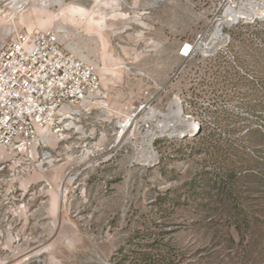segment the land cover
<instances>
[{
	"label": "rangeland",
	"instance_id": "1",
	"mask_svg": "<svg viewBox=\"0 0 264 264\" xmlns=\"http://www.w3.org/2000/svg\"><path fill=\"white\" fill-rule=\"evenodd\" d=\"M164 1L0 0V44L16 33L56 29L67 48L96 64L111 99L133 102L146 88L156 92L145 76L166 73L127 58L156 50L154 6ZM177 1L199 30L248 0ZM220 18L211 22L213 33ZM222 30L213 35L224 38L204 60L199 92L184 87L186 111L201 130L155 141L158 162L126 167L120 156L76 175L65 193L60 168L26 174L22 159L0 162V264H264V20ZM165 90L155 102L163 112L176 88ZM153 242L160 250L142 255Z\"/></svg>",
	"mask_w": 264,
	"mask_h": 264
},
{
	"label": "built area",
	"instance_id": "2",
	"mask_svg": "<svg viewBox=\"0 0 264 264\" xmlns=\"http://www.w3.org/2000/svg\"><path fill=\"white\" fill-rule=\"evenodd\" d=\"M225 14L215 13L205 30L181 40L176 50L179 63L165 85L152 82L156 92L146 88L138 99L124 103L111 99L96 64L67 48L56 29L16 33L0 44V162L22 159L26 174L60 168L59 192L64 193L79 173L120 156L127 157L126 167L158 162L154 142L184 136L156 128L163 114L173 111L174 100L184 119L193 122L189 132L201 130L200 122L186 111L191 97L184 87L199 92L204 60L220 51L214 45L224 38H213L210 23ZM165 88H176V95L163 112L155 102ZM152 110L161 113L151 115ZM44 186L49 182L45 180Z\"/></svg>",
	"mask_w": 264,
	"mask_h": 264
},
{
	"label": "crops",
	"instance_id": "3",
	"mask_svg": "<svg viewBox=\"0 0 264 264\" xmlns=\"http://www.w3.org/2000/svg\"><path fill=\"white\" fill-rule=\"evenodd\" d=\"M110 2L112 0H109ZM136 4H134V8ZM157 8L158 19L160 27L154 36L150 39H155L153 42L155 44L156 50H152L149 54V50L143 49L137 52L136 57H127L135 61H139L137 66L139 69H149L154 71H165V74H156L145 76V81H150L151 85H165L168 82L169 74L175 66L178 65L179 60L176 55V50L178 49L182 39L193 38L199 33L204 25L197 30L196 16L190 11V9L182 2H175V0H165L162 4L155 5ZM94 8V4L92 5ZM135 12V11H134ZM162 16L167 20L176 22L177 29H169V27L161 21ZM168 22V21H167ZM137 40L142 41L141 35H137L134 39V46H137ZM168 45L170 48L164 50L163 46ZM142 79V77H141Z\"/></svg>",
	"mask_w": 264,
	"mask_h": 264
},
{
	"label": "bare ground",
	"instance_id": "4",
	"mask_svg": "<svg viewBox=\"0 0 264 264\" xmlns=\"http://www.w3.org/2000/svg\"><path fill=\"white\" fill-rule=\"evenodd\" d=\"M241 6L242 7L238 9V8H235L234 5H228L225 9V13H226L225 16H223L222 18L216 17L220 19L217 25L215 26L214 33H213L214 36H219L221 34V31H223L222 28L228 23L229 20H233V21H239L241 19L248 20V19H253L255 17H261V19L264 20V11H262L264 9L261 10L258 8L259 0L258 1L248 0L246 3H243ZM171 105L173 107V111L171 112V114H165V115L163 114L164 119L156 126V128L158 130L160 129L161 132H165L169 135H174V134H179V133L182 134V132L183 133L185 132L184 135L189 133L187 130L190 129L193 122L189 124V122L191 121L188 122V120H185L184 117L181 115V110L179 107L178 100H174L171 103ZM159 113H161L160 110L151 111V115L159 114ZM170 117H173L171 118V121L169 120ZM173 119L176 124L183 126L181 130L175 129L176 124L175 125L174 123L170 124L172 123ZM163 122L165 123L162 124ZM160 125L161 127L159 128Z\"/></svg>",
	"mask_w": 264,
	"mask_h": 264
},
{
	"label": "trees",
	"instance_id": "5",
	"mask_svg": "<svg viewBox=\"0 0 264 264\" xmlns=\"http://www.w3.org/2000/svg\"><path fill=\"white\" fill-rule=\"evenodd\" d=\"M234 175V172L232 171V176ZM234 179V178H233ZM242 218H243V216H242ZM245 220H247V219H245ZM248 222V221H247ZM249 223V222H248ZM160 250V248L158 247V246H156L155 245V243L153 242V243H150L148 246H147V250L148 251H146V250H144V251H142L141 252V254L142 255H148L149 254V252H151V251H153V250Z\"/></svg>",
	"mask_w": 264,
	"mask_h": 264
},
{
	"label": "water",
	"instance_id": "6",
	"mask_svg": "<svg viewBox=\"0 0 264 264\" xmlns=\"http://www.w3.org/2000/svg\"><path fill=\"white\" fill-rule=\"evenodd\" d=\"M194 134H195V133H192V134L187 133V134H185L183 137L191 136V135H194Z\"/></svg>",
	"mask_w": 264,
	"mask_h": 264
}]
</instances>
